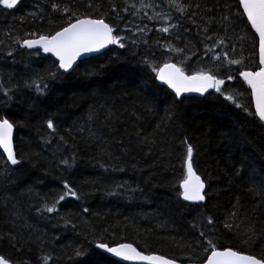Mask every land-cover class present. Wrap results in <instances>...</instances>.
Listing matches in <instances>:
<instances>
[{"label":"trees","instance_id":"obj_1","mask_svg":"<svg viewBox=\"0 0 264 264\" xmlns=\"http://www.w3.org/2000/svg\"><path fill=\"white\" fill-rule=\"evenodd\" d=\"M86 17L104 19L120 40L70 73L21 46ZM257 49L237 0L0 4V119L13 124L21 161L11 166L0 151V257L120 264L96 249L103 243L202 264L212 240L218 250L264 259V124L239 75L258 69ZM167 62L223 79V95L177 99L156 82ZM185 140L205 182L201 205L182 200ZM65 184L77 197L57 203Z\"/></svg>","mask_w":264,"mask_h":264},{"label":"snow or ice","instance_id":"obj_2","mask_svg":"<svg viewBox=\"0 0 264 264\" xmlns=\"http://www.w3.org/2000/svg\"><path fill=\"white\" fill-rule=\"evenodd\" d=\"M19 0H0L6 8H13L18 4ZM240 6L243 8V13L247 17V21L255 30L259 37V70L256 71H241L239 75L243 77L248 86L252 90V95L255 99V114L261 122H264V0H239ZM58 6L53 5L56 9ZM178 10L183 12L184 8L177 6ZM67 12V9H65ZM175 27V25H172ZM143 30V29H141ZM168 27H163L160 31L164 33L169 32ZM114 29L102 18H76L75 22H70L68 26L62 30L57 31L52 36L41 35L38 39L25 40L22 47L33 48L40 46L45 53L51 52L59 60V67L64 71H68L73 67L77 57L84 53H91L99 51L108 44L119 43L120 38L113 35ZM223 43V41H221ZM120 47H124L120 43ZM170 47V46H169ZM174 51H181L180 49H172ZM220 59V57H216ZM230 64L239 65L240 60L230 59ZM158 78L166 83L175 91L177 97L182 93L198 92L205 93L210 88H214L217 92L223 95L221 85L225 83L223 79H217L215 75L210 72H200L195 75H186L181 68L175 64H165L158 72ZM233 77L229 76L228 79ZM38 90H39V86ZM6 94V93H5ZM225 99L236 103L237 107H241L238 102L230 95L225 96ZM13 124L8 119H0V149L7 156V160L12 165H17L21 161L17 158L13 148L12 133ZM47 127L54 129V124L51 120L47 121ZM186 148V179L183 180L181 187L183 188L182 197L186 201L201 202L206 199L204 192L205 182L197 175L193 166V146L188 144L185 140ZM67 164V161H63ZM67 191L61 195L57 201H63L66 196L77 197V193L71 189L68 184L64 185ZM55 205L47 207L46 211L49 213L56 211ZM87 211V208L84 209ZM208 223H213L209 218ZM231 227V225H225ZM204 235V233H201ZM210 254L206 257V264H264V259H257L252 255H242L231 249L218 250L212 240H208ZM98 248H104L117 256H121L125 260L139 258L142 261H154L157 264H174V261L165 259L162 256H146L142 255L136 248L130 244H122L119 248L108 247L106 244H97ZM126 250V251H122ZM209 249H206V251ZM47 257L45 261L47 262ZM0 264H9L7 260L0 257Z\"/></svg>","mask_w":264,"mask_h":264},{"label":"water","instance_id":"obj_3","mask_svg":"<svg viewBox=\"0 0 264 264\" xmlns=\"http://www.w3.org/2000/svg\"><path fill=\"white\" fill-rule=\"evenodd\" d=\"M238 3H239V0H238ZM16 6H17V5H16ZM16 6L13 7V8H11V9H9V8H7V9H8L9 11H13V10H15ZM241 9H243V8L241 7ZM244 15H245V14H244ZM245 17H246V15H245ZM246 19H247V17H246ZM74 22H75V21H74ZM248 24H249L250 29H251L252 32H253V35L255 36V38H256L257 41H258V65H259V67H261L260 64H259V37H258V34L255 32V30L251 27V24H250L249 22H248ZM34 39H38V38H33V39H28V40H34ZM113 44H114V43H113ZM113 44H108L106 47H104V48H102V49H100L99 51H96V52H91V53H84V54H81L79 57H77L75 63L73 64V67H72L71 69H69L68 71H64L63 69H61V68L59 67V63H60V62H59L58 58H57L54 54H52L51 52L45 53V52L43 51V48H42V47H40V46H35V47H33V48H28V47H26V46H23L22 48L25 49L26 51H29V52L40 51L43 55L52 58V59L58 64V67L60 68L61 71L65 72V73H70V72L76 67V65L78 64L79 61L84 60V59H87V58L92 57V56H94V57H96V56H100V55H102L103 53L107 52V51L113 46ZM258 70H259V69H258ZM240 77H241V76H240ZM241 79H242V81L244 82V84L246 85V87L248 88V90H249V92H250L251 104H252V107H253V111H254V113H255V112H256V108H255V99H254V97H253V95H252V90H251V88L248 86V84L246 83V81L243 79V77H241ZM156 80H157V83H158L159 85L165 87L166 89H168L171 93H173V94L176 96L175 91H174L172 88H170L166 83H164L163 81H161V80L158 78V74H157V76H156ZM213 89H214V88H210V89H208L207 92H205V93H203V94L198 93V92L182 93L180 97H182V96H186V97L202 98V97H204L205 95H207L208 93H210L211 91H213ZM255 116H256L257 119L259 120V118H258V116H257L256 114H255ZM259 121H260V120H259ZM260 122H261V121H260ZM261 123L264 124V122H261ZM14 134H15V129H14V127H13L12 141H13V138H14ZM0 151H1V153L3 154V156L5 157L6 161H7L11 166H14V165H12V164L7 160V156H6V154L3 152V149H0ZM186 178H187V177H186ZM186 178H185V179H186ZM181 192L183 193V188H182V187H181ZM204 192H205V189H204ZM182 200H183L184 202H186V203H188V204H192V205H201V204H203V202H204V201H201V202L186 201V200L183 199V197H182ZM120 245H122V244H120ZM120 245L112 246V248H119ZM132 247H133V246H132ZM96 249H97L99 252H101L102 254L106 255L107 257L111 258L112 260H114V261H116V262H118V263H120V264H157V262H154V261H142V260H140L139 258H134V259H131V260H125V259H123L121 256H117V255H115V254H113V253H111V252H108V251H107L106 249H104V248H98V247H96ZM122 251H126V250H122ZM141 254H142V255H146V256H160V255H155V254H149V255H147V254H143V253H141ZM242 255H244V254H242ZM164 258H165V257H164ZM165 259H167V258H165ZM168 260H169V259H168ZM174 264H181V263H177V262L174 261ZM202 264H206V261H205L204 263H202Z\"/></svg>","mask_w":264,"mask_h":264},{"label":"bare ground","instance_id":"obj_4","mask_svg":"<svg viewBox=\"0 0 264 264\" xmlns=\"http://www.w3.org/2000/svg\"><path fill=\"white\" fill-rule=\"evenodd\" d=\"M241 10H242V12H243V9H241ZM163 67H164V65H163L161 68H163ZM161 68H160V69H161ZM160 69H159V70H160Z\"/></svg>","mask_w":264,"mask_h":264},{"label":"flooded vegetation","instance_id":"obj_5","mask_svg":"<svg viewBox=\"0 0 264 264\" xmlns=\"http://www.w3.org/2000/svg\"><path fill=\"white\" fill-rule=\"evenodd\" d=\"M257 46H258V44H257Z\"/></svg>","mask_w":264,"mask_h":264}]
</instances>
